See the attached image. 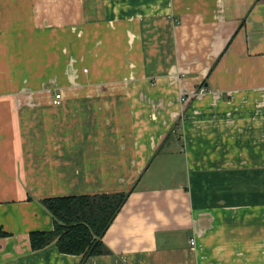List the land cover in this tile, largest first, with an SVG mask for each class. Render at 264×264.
Returning a JSON list of instances; mask_svg holds the SVG:
<instances>
[{
	"label": "crops",
	"instance_id": "0c3cea01",
	"mask_svg": "<svg viewBox=\"0 0 264 264\" xmlns=\"http://www.w3.org/2000/svg\"><path fill=\"white\" fill-rule=\"evenodd\" d=\"M131 188L83 264H264V0H0V264Z\"/></svg>",
	"mask_w": 264,
	"mask_h": 264
},
{
	"label": "trees",
	"instance_id": "16d2710c",
	"mask_svg": "<svg viewBox=\"0 0 264 264\" xmlns=\"http://www.w3.org/2000/svg\"><path fill=\"white\" fill-rule=\"evenodd\" d=\"M132 191L42 199L40 203L50 214L53 227L29 233L31 250L54 244L61 254L81 256L80 264L89 257L109 253L103 236ZM8 235L0 229V237Z\"/></svg>",
	"mask_w": 264,
	"mask_h": 264
},
{
	"label": "built area",
	"instance_id": "2783aa9c",
	"mask_svg": "<svg viewBox=\"0 0 264 264\" xmlns=\"http://www.w3.org/2000/svg\"><path fill=\"white\" fill-rule=\"evenodd\" d=\"M203 92H205V88L204 87H199L196 91H195V93H198V94H202ZM185 97H183V98H181V101H185ZM61 100H62V94H61V92H59V93H55L54 95H53V98H52V101H51V103L53 104V105H58V104H60L61 103ZM190 244L191 245H194V241H190Z\"/></svg>",
	"mask_w": 264,
	"mask_h": 264
},
{
	"label": "rangeland",
	"instance_id": "374dc122",
	"mask_svg": "<svg viewBox=\"0 0 264 264\" xmlns=\"http://www.w3.org/2000/svg\"><path fill=\"white\" fill-rule=\"evenodd\" d=\"M168 165H170V163L168 164ZM176 173H178V171L176 172ZM153 181V180H152ZM154 182V181H153ZM155 183V182H154Z\"/></svg>",
	"mask_w": 264,
	"mask_h": 264
}]
</instances>
